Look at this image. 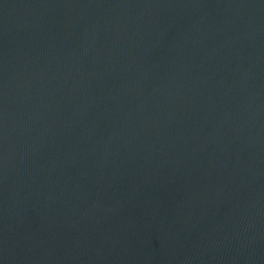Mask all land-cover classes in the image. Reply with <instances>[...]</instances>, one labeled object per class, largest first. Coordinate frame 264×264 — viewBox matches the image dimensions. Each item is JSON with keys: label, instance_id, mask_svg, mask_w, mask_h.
I'll list each match as a JSON object with an SVG mask.
<instances>
[{"label": "water", "instance_id": "water-1", "mask_svg": "<svg viewBox=\"0 0 264 264\" xmlns=\"http://www.w3.org/2000/svg\"><path fill=\"white\" fill-rule=\"evenodd\" d=\"M0 264H264V0H0Z\"/></svg>", "mask_w": 264, "mask_h": 264}]
</instances>
